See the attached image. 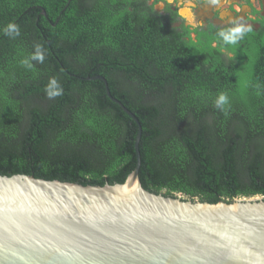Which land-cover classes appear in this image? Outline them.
<instances>
[{"label": "trees", "instance_id": "1", "mask_svg": "<svg viewBox=\"0 0 264 264\" xmlns=\"http://www.w3.org/2000/svg\"><path fill=\"white\" fill-rule=\"evenodd\" d=\"M9 23L19 36L4 35ZM37 45L43 62L30 59ZM95 75L141 125L145 189L264 198V27L231 45L180 38L131 0H0V174L124 181L137 123L101 79H87ZM53 77L63 95L49 99Z\"/></svg>", "mask_w": 264, "mask_h": 264}, {"label": "water", "instance_id": "2", "mask_svg": "<svg viewBox=\"0 0 264 264\" xmlns=\"http://www.w3.org/2000/svg\"><path fill=\"white\" fill-rule=\"evenodd\" d=\"M44 13V11H42ZM136 161L124 181L81 184L0 174V264H264V198L216 202L145 189Z\"/></svg>", "mask_w": 264, "mask_h": 264}, {"label": "flooded vegetation", "instance_id": "3", "mask_svg": "<svg viewBox=\"0 0 264 264\" xmlns=\"http://www.w3.org/2000/svg\"><path fill=\"white\" fill-rule=\"evenodd\" d=\"M131 1L150 6L159 24L169 25L184 39L196 40L204 34L218 39L220 31H228L237 24L250 26L249 32L264 27V0Z\"/></svg>", "mask_w": 264, "mask_h": 264}, {"label": "clouds", "instance_id": "4", "mask_svg": "<svg viewBox=\"0 0 264 264\" xmlns=\"http://www.w3.org/2000/svg\"><path fill=\"white\" fill-rule=\"evenodd\" d=\"M215 2V0H213ZM4 35L15 38L20 35L19 26L15 23H9L4 29H2ZM251 31L250 26L244 24H237L230 28L228 31H220L218 35L222 38L225 44L235 45L238 41L242 40L247 32ZM36 52L31 55L30 59L43 62V57L39 52V46H36ZM23 65L31 68L32 65L29 63V59L21 61ZM45 93L49 99L63 95V88L60 86L56 78H50L48 84L45 86ZM228 103V96L221 92L215 99L214 105L217 108L223 110L224 106Z\"/></svg>", "mask_w": 264, "mask_h": 264}, {"label": "rangeland", "instance_id": "5", "mask_svg": "<svg viewBox=\"0 0 264 264\" xmlns=\"http://www.w3.org/2000/svg\"><path fill=\"white\" fill-rule=\"evenodd\" d=\"M163 191V190H162ZM161 193V192H160ZM175 196H178V197H180V198H182V199H188L185 195H183V194H181V193H179V192H177V193H175ZM249 197H263V196H261V195H253V196H249ZM249 197H246V196H239V197H236V198H249ZM193 199H198V198H193Z\"/></svg>", "mask_w": 264, "mask_h": 264}]
</instances>
